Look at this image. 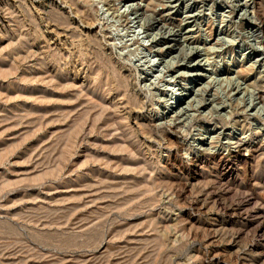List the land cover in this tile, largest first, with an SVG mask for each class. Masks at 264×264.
<instances>
[{
	"label": "rangeland",
	"instance_id": "1",
	"mask_svg": "<svg viewBox=\"0 0 264 264\" xmlns=\"http://www.w3.org/2000/svg\"><path fill=\"white\" fill-rule=\"evenodd\" d=\"M251 1L0 0V264H264Z\"/></svg>",
	"mask_w": 264,
	"mask_h": 264
},
{
	"label": "bare ground",
	"instance_id": "2",
	"mask_svg": "<svg viewBox=\"0 0 264 264\" xmlns=\"http://www.w3.org/2000/svg\"><path fill=\"white\" fill-rule=\"evenodd\" d=\"M246 1H250V0H246ZM245 3H247V4H245V5H249L251 8L250 9H252V3H253V0L251 1V2H245ZM251 12H252V15H253V17H256L255 16V12L254 11H252V10H250ZM251 14V13H250ZM252 15H251V17H252ZM250 17V16H249ZM256 20V19H255ZM254 20V21H255ZM260 26H258V28H257V30H258V33L257 34H259V33H261V31H260ZM263 33V32H262ZM260 35V34H259ZM257 37L259 38V36L257 35ZM260 40V39H259ZM262 41V40H261ZM261 41H259V42H261ZM179 44V43H178ZM261 46V45H260ZM260 48V47H259ZM187 85V84H186ZM184 86L181 90H178V91H183L185 88L187 89V86ZM184 92V91H183ZM173 92H171V94H172ZM186 95V94H185ZM185 95H177V96H174L173 97V100L171 101V102H169L170 103V106H173L174 104H173V102L175 103V102H177V104H176V107H178L180 104H181V102H182V100H184L185 98H186V96ZM181 108V107H180Z\"/></svg>",
	"mask_w": 264,
	"mask_h": 264
}]
</instances>
